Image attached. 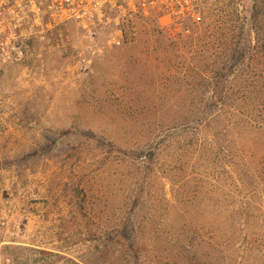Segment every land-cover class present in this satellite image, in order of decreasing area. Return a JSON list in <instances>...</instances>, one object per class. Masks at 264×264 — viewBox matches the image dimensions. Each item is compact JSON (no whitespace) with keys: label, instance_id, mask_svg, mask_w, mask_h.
<instances>
[{"label":"rangeland","instance_id":"1","mask_svg":"<svg viewBox=\"0 0 264 264\" xmlns=\"http://www.w3.org/2000/svg\"><path fill=\"white\" fill-rule=\"evenodd\" d=\"M120 27L119 48L57 28L0 71V264H264V0Z\"/></svg>","mask_w":264,"mask_h":264},{"label":"built area","instance_id":"2","mask_svg":"<svg viewBox=\"0 0 264 264\" xmlns=\"http://www.w3.org/2000/svg\"><path fill=\"white\" fill-rule=\"evenodd\" d=\"M211 0H0V71L25 60L31 43L72 25L86 39L124 43V14L155 17L183 28L198 24Z\"/></svg>","mask_w":264,"mask_h":264},{"label":"trees","instance_id":"3","mask_svg":"<svg viewBox=\"0 0 264 264\" xmlns=\"http://www.w3.org/2000/svg\"><path fill=\"white\" fill-rule=\"evenodd\" d=\"M241 63L240 60L229 61L220 64L217 69L213 72L211 76V85L212 91L209 97L207 104L200 110V118L202 121L207 123L209 119H211L214 114H218L221 110L223 102L226 98V92L224 88V83L232 74L233 68L238 66ZM123 239L126 237L124 235L121 236ZM131 244H129V248H131Z\"/></svg>","mask_w":264,"mask_h":264}]
</instances>
